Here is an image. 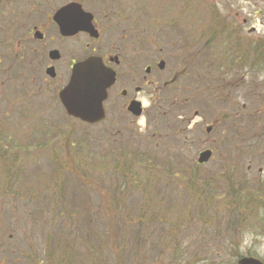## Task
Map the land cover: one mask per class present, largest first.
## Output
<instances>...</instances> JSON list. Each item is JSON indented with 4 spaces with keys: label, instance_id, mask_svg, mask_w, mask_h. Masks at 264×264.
Here are the masks:
<instances>
[{
    "label": "rangeland",
    "instance_id": "obj_1",
    "mask_svg": "<svg viewBox=\"0 0 264 264\" xmlns=\"http://www.w3.org/2000/svg\"><path fill=\"white\" fill-rule=\"evenodd\" d=\"M71 2L93 14L100 37L54 35L56 83L67 73L64 62L92 49L100 58L118 54L117 88L130 83L124 74L131 64L133 86L159 61L165 73L186 63L195 79L186 89L180 80L168 90L158 82L154 104L143 89L149 98L137 120L111 102L104 123L71 120L54 86L42 82L50 78L28 35ZM258 40L264 0H0V100L8 96L11 104L0 106V146L18 156L0 157V264H50L48 253L60 264H90L82 238L88 229L104 235L112 215L123 216L125 227L145 217L140 244L157 229L154 248L140 245V263H264V85H254L264 74L242 89L226 76L235 49L249 52ZM214 82L219 99L201 88ZM206 149L212 157L198 166ZM64 208L69 214L60 217Z\"/></svg>",
    "mask_w": 264,
    "mask_h": 264
},
{
    "label": "flooded vegetation",
    "instance_id": "obj_2",
    "mask_svg": "<svg viewBox=\"0 0 264 264\" xmlns=\"http://www.w3.org/2000/svg\"><path fill=\"white\" fill-rule=\"evenodd\" d=\"M93 23L95 25V28L97 30L98 36L100 35V33L98 32V25L95 21V18L93 20ZM245 23V21H243V24ZM57 35V38L60 39H69V38H74V37H78L79 35H83L86 36L83 33H78V35H75L74 37H68V38H63L60 37L59 35V31H58V27H56V25L53 22V16L52 14H50V16L46 17L45 22H38L37 24H35V26H32V29L29 31L28 35H32V40L33 43L36 45L37 47L34 49V53H37V51L39 50L40 55H43V58L41 59V62L43 63V71L45 72L46 76L49 77L50 79H46L43 78L42 82L46 83V84H51L54 86V89H56V94H57V101L59 102L58 99V94H60V90L62 88H64L65 84L68 82V78L70 76L71 73V66L73 65V63L78 62L80 60L85 59L84 56L80 59V60H72L70 61H66L65 63V67L67 66L66 70L67 73L66 75H64V73H60V76L62 77L61 79V83H56L54 80L56 79V68H55V62H58L60 59V53L59 50H56L53 43L55 41L54 35ZM88 38H90L89 36H87ZM100 37V36H99ZM99 39V38H98ZM98 39H92L94 41H98ZM206 44H209V42H207ZM205 44V45H206ZM112 49L115 47L114 45H112ZM87 49L89 48L87 45L85 46ZM207 47V46H205ZM37 49V50H36ZM250 50H253V52L251 53ZM249 52L247 49L243 50L242 48H236L235 49V56L231 57L230 59V68L228 70V72L230 74H227L226 76L231 75V84L233 85L234 88L238 89L240 88L242 85V87L240 89H242L243 87H245L244 85L246 84V88H252L253 86V82H252V76L253 75H261L264 74V40H258L256 42V46L252 47V49H250ZM52 51H57L58 52V60H51V55L50 53ZM93 49L91 51L90 55H93ZM118 55V54H117ZM116 54H114V56L112 58H105V57H101L103 64L106 68H108L109 70H111L112 72H114V76H115V82L113 83V85L107 90V96L105 99V102L103 104V111L105 112V117H106V105L107 102H111L112 105L115 104V107L118 110H124L125 113H127V115L129 117H133L132 112L129 110V106H131V104L139 102L141 104V107L143 109L144 113V106H143V99L144 98H149L148 96H145V92L143 91V89L145 90L146 88L149 89L150 91V95L153 100H150V103L154 104L157 100V91L159 89L158 86V82L160 83L161 88H163L164 90H168L169 88L172 87V85H176L178 83V81H181V86L184 87V89H186L187 84H189L191 79H195L194 76L190 75L188 78V68L186 63L181 65V64H177L175 65L172 69L167 68V71L165 73V63L162 61V65L163 68L160 67V65H158L159 63L157 62L154 65H146L145 67V78L140 79V83L133 86L136 82V75H137V71L131 64V66L127 65L126 70H125V74L124 76L127 77L128 79H130V83L126 84V86L123 88H117L118 87V82L120 80V75L117 73V66L119 65V56H117ZM71 57V54H70ZM216 57V56H215ZM72 58V57H71ZM210 58V57H209ZM212 58V57H211ZM217 58V57H216ZM209 60V59H208ZM113 64V65H111ZM147 70V71H146ZM165 73V74H164ZM50 74H52V76H50ZM249 77V79L247 80V77ZM245 77V80L240 81L238 80L239 78H243ZM65 79V80H64ZM127 79V80H128ZM65 81V82H64ZM257 83V84H255ZM132 84V86H131ZM215 86L211 87L210 90H206L205 86L201 87L203 92H207V97H210L212 95L211 98L214 99H219L220 96V91H221V84L220 82H218L217 84L214 82ZM260 84L264 85V81L260 82V80H256L254 81V85L255 86H259ZM128 85V86H127ZM130 85V87H129ZM141 85V87H140ZM228 85V84H227ZM157 86V87H156ZM230 88L231 86L228 85ZM43 92V91H42ZM117 97L116 99H114V97ZM114 99V100H113ZM9 98L8 96H6L4 98V100H0V106L1 105H6V107L11 108V104L9 105ZM61 104V102H60ZM106 104V105H105ZM245 105V104H244ZM40 107V104H39ZM39 107L38 110L40 109ZM244 107V106H243ZM246 107V105H245ZM7 115L9 116L10 111H7ZM127 116V117H128ZM104 117V119H106ZM141 117H137V119H140ZM136 119V120H137ZM119 120H123V118H119ZM116 123L114 124L113 127H116ZM4 150L3 152L1 150ZM0 157H4L7 160H18L17 159V154H13L12 151H7V148L0 146Z\"/></svg>",
    "mask_w": 264,
    "mask_h": 264
},
{
    "label": "water",
    "instance_id": "obj_3",
    "mask_svg": "<svg viewBox=\"0 0 264 264\" xmlns=\"http://www.w3.org/2000/svg\"><path fill=\"white\" fill-rule=\"evenodd\" d=\"M53 22L58 27L62 37H72L78 32L97 38V31L93 25V15L85 12L79 3H67L53 14ZM51 60L58 59V53H50ZM161 67L162 64H159ZM69 83L60 91L59 101L70 117L82 123L94 124L104 117L102 110L106 91L115 81L114 72L105 68L102 59L94 56L75 63L71 67ZM52 76V74H50ZM140 103L129 106V110L137 117L141 115ZM208 132L210 130H207ZM212 152L208 149L198 154L197 163L202 165L211 158ZM236 264H264L254 257H241Z\"/></svg>",
    "mask_w": 264,
    "mask_h": 264
},
{
    "label": "trees",
    "instance_id": "obj_4",
    "mask_svg": "<svg viewBox=\"0 0 264 264\" xmlns=\"http://www.w3.org/2000/svg\"><path fill=\"white\" fill-rule=\"evenodd\" d=\"M4 158V157H3ZM84 175V174H83ZM242 195L239 194V197ZM61 200V199H60ZM112 202H109L111 204ZM118 213L123 210L124 205L118 204L116 205ZM234 215L235 213L232 212ZM69 212L65 210L63 212H59L60 217H66ZM71 217V216H69ZM139 222L137 224H132V219L129 221L128 226L126 225V220L121 215L115 216V220L113 219V215L111 218H109V221H107V226L105 227L104 235H100L97 232H95L92 229H88L85 234V236L82 238L84 239L83 243V253L86 256V254H89V261L90 264H149L144 259L141 263L140 261H137L141 252L140 245H150L151 248L155 247V238L152 235L155 234L157 231H152V234L150 236V242L148 244L146 243H137L135 238L143 239L145 238L144 234L146 230H142L143 216H137ZM153 219V215L150 216ZM73 219V218H72ZM73 221V220H72ZM146 223V222H145ZM152 223H155L153 220ZM233 223V222H232ZM234 225V223H233ZM108 226H110V229L108 230ZM88 227H90L88 223ZM137 228V229H136ZM235 228V227H234ZM160 231V230H159ZM161 235V234H160ZM105 236V240H102V238ZM58 240V239H57ZM72 246H75L72 244ZM147 253V252H146ZM50 254L51 263L50 264H60V260L57 258H54L53 253ZM106 254V256L104 255ZM215 258H218L217 256H213ZM210 257L206 254L205 256V262L208 261ZM167 261H169L170 264H188L186 262V258L182 261L180 260H174L170 261L168 258H165ZM211 259V258H210ZM149 262V261H148ZM153 264L154 261H153Z\"/></svg>",
    "mask_w": 264,
    "mask_h": 264
}]
</instances>
